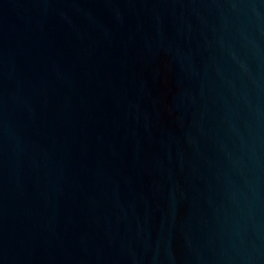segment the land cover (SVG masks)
I'll return each instance as SVG.
<instances>
[{
	"label": "water",
	"instance_id": "1",
	"mask_svg": "<svg viewBox=\"0 0 264 264\" xmlns=\"http://www.w3.org/2000/svg\"><path fill=\"white\" fill-rule=\"evenodd\" d=\"M0 264H264V0H0Z\"/></svg>",
	"mask_w": 264,
	"mask_h": 264
}]
</instances>
